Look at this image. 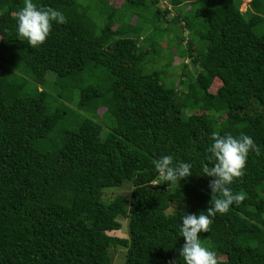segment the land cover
<instances>
[{"label":"trees","instance_id":"obj_1","mask_svg":"<svg viewBox=\"0 0 264 264\" xmlns=\"http://www.w3.org/2000/svg\"><path fill=\"white\" fill-rule=\"evenodd\" d=\"M163 1L177 12L170 20L158 0L118 8L97 0L105 17L97 29L90 6L77 0H33L66 21L32 48L16 32L24 0H0V264H112V247L126 249L124 264H184L181 218L211 207L213 178L202 169L216 162L213 133L246 134L259 153L249 152L244 175L229 186L243 200L217 213L201 242L218 264H264V0H250L244 15L242 0ZM150 9L163 33L182 23L189 35L187 48L181 37L172 53L200 70L194 80L182 71L181 90L158 71H136L150 53L136 26ZM127 10L139 13L133 26L119 15ZM97 68L105 80L88 83ZM75 92L77 110L108 122V131L91 119L65 128L72 116L63 102ZM169 154L192 165L174 192L155 169ZM124 183L132 184L130 199L103 200V190ZM120 219L126 239L109 235Z\"/></svg>","mask_w":264,"mask_h":264},{"label":"clouds","instance_id":"obj_2","mask_svg":"<svg viewBox=\"0 0 264 264\" xmlns=\"http://www.w3.org/2000/svg\"><path fill=\"white\" fill-rule=\"evenodd\" d=\"M65 21L61 11L38 7L33 0H24V6L17 13L16 32L30 47L39 48L47 40L53 24H63ZM208 151L216 161L211 168L204 165L202 169L203 175L213 178L210 183L211 207L199 215L185 213L181 218L180 235L185 243L179 255L184 264H218L216 252L202 244L201 234L210 231L217 213L226 214L233 204L243 200V195L233 193L229 186L244 175L249 152L259 153L252 137L243 133L239 137L213 133ZM155 169L165 184L178 185L192 174L190 163H174V157L170 154L160 156Z\"/></svg>","mask_w":264,"mask_h":264},{"label":"rangeland","instance_id":"obj_3","mask_svg":"<svg viewBox=\"0 0 264 264\" xmlns=\"http://www.w3.org/2000/svg\"><path fill=\"white\" fill-rule=\"evenodd\" d=\"M77 1L85 7L90 6L88 13L89 17L95 24L96 28L101 29L105 24V17L100 10L101 8L99 9L97 7L98 4L97 0H77ZM249 1L250 0H242V4L239 8L242 15H244ZM103 7H105L104 4L102 5V8ZM157 7L161 12L164 11L165 9L170 10V14L166 17L167 20L172 19V17L177 14V12H174V9L171 8V6L167 1L158 0ZM127 11H122L119 13V15L123 17L126 16V18L123 20V23H126L127 20L129 19L130 23L132 24L131 26H133V24L136 22L135 16H138L139 13L133 16L131 15L130 11L129 12ZM137 24L138 25L136 27L141 28L139 44L143 47L144 50L150 51L149 55H147L144 59L145 62L141 63L140 66H137L136 69L137 72L144 71V73H150L152 71H158L162 75H164V82L166 86L168 87L176 86L177 89L179 90H181L179 86V82L181 80H185L183 77H181L182 71L188 73L192 77V80H194L200 69L191 62L190 56H187L184 59H182L178 57V54L176 55L173 54L174 53L173 51L177 47V42H179V40L177 41V39L181 37L184 38V40L181 43L182 47L184 49L187 48L186 42L189 39V35L187 33V30L183 28L182 23L176 26L175 28H173L174 26L169 25L168 28L169 27L173 28V30L171 29L170 31L171 33H163V31H161V24L153 18V9L152 10L150 9V10H143L141 12L140 20L137 22ZM163 27H164L163 29H165L167 25L163 24ZM149 34L151 40L145 41L146 37ZM152 50L154 51V53H151ZM172 56L174 57L172 58ZM171 58H172V64L169 67H167V64L170 62ZM105 75H106L105 71L102 68H97L93 72V76L90 77L88 83L103 82L105 80ZM44 83H45L44 81H39L36 83V86L39 89L46 90V92H48V95L51 99L53 95V90L47 87L48 86L53 87V79L52 78L47 79L46 83H49V85L48 86L46 85V87L45 86L43 87ZM220 85H221L220 82L217 81V84H212L209 91L212 94L215 93ZM54 97L55 95H53V98ZM77 100H78V92H75V100L73 102H66V101L63 102L65 108H67L69 113H71L72 119H70V121H72L71 124H73V125L68 124V122L70 121L67 120V122L64 124L66 129L71 128L70 130H72L74 125L76 123H79L81 120L91 119L97 122L98 124H100L104 132L109 130L108 122H101L88 113L78 111L76 108ZM103 112L104 109H100L98 111V114L101 115ZM187 112L188 111H186V113ZM182 184H183L182 182H179L178 185H174L173 187H170L169 188L170 192H174L180 189L182 187ZM132 189L133 187L131 183H124L121 187L115 189H105L103 190V200L105 202H109L117 196L130 199ZM174 209L175 207L171 206L168 212L171 213ZM120 223H121V229L118 232L110 233L109 235L126 239L128 237L127 220L120 219ZM109 254L111 256L112 264H124L125 255H126L125 248L112 247L109 250Z\"/></svg>","mask_w":264,"mask_h":264},{"label":"crops","instance_id":"obj_4","mask_svg":"<svg viewBox=\"0 0 264 264\" xmlns=\"http://www.w3.org/2000/svg\"><path fill=\"white\" fill-rule=\"evenodd\" d=\"M123 0H108V4L112 8H118ZM131 24V23H130Z\"/></svg>","mask_w":264,"mask_h":264},{"label":"water","instance_id":"obj_5","mask_svg":"<svg viewBox=\"0 0 264 264\" xmlns=\"http://www.w3.org/2000/svg\"><path fill=\"white\" fill-rule=\"evenodd\" d=\"M162 189H163V187H162Z\"/></svg>","mask_w":264,"mask_h":264}]
</instances>
